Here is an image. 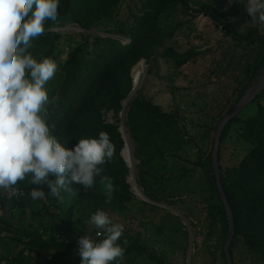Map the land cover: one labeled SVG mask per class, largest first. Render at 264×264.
Masks as SVG:
<instances>
[{"label":"trees","instance_id":"16d2710c","mask_svg":"<svg viewBox=\"0 0 264 264\" xmlns=\"http://www.w3.org/2000/svg\"><path fill=\"white\" fill-rule=\"evenodd\" d=\"M118 1L60 0L57 19L45 22V31L32 40V48L29 51L37 60L42 57H58L62 53L59 45L62 35L53 32V28L77 24L83 30L90 31L95 24L112 20L118 9ZM178 7L185 12L204 14L216 20L231 39L239 44L257 46L252 64L245 68L248 82L241 86L238 100L250 88L254 76L264 66V33L260 34L254 27H247L243 32L233 30L226 13L217 10L213 5H201L193 9L188 0H144L137 15L133 16L132 25L125 31H117V34L129 38V43L122 45L119 40H103L107 42L106 48L101 50L88 66L82 61L81 48H73L61 67L58 82L49 88L50 97L59 96L55 106H48L49 123L54 126L53 134L61 142L69 141V148L79 139L96 137L102 131L109 135L114 145V154L101 167L102 175L111 178L114 190L109 200L97 178L96 183L89 189L80 185H69L70 190H61L59 200L48 195L46 210H55L56 217L64 225L63 231L48 236L40 228L21 227L20 223L12 224L9 219L0 215V243L3 244L2 237H6L21 246L19 251L5 258L6 264H25L30 261V253L33 251L50 255V261L54 263L72 259L74 264H81L80 257L75 253L76 241L82 235H88L90 215L99 209L106 214L127 216V204L134 196L127 183L129 169L120 155L124 141L118 131L119 114L123 108L122 102L132 90L130 74L133 67L141 60L147 65L156 51L164 45L165 40L171 37V34L161 29L159 18ZM163 54L176 68L185 65L195 56L193 50L181 53L172 48H164ZM103 110L113 113V123L104 121ZM235 123L241 126L240 137L248 144L249 150L237 167L222 171V143ZM218 125L214 126V132ZM124 127L134 149L133 155L138 161L137 181L144 195L156 203H169L168 197L162 196L163 186L155 188L156 182L164 184V177L157 178L154 170L166 158H177L178 152L191 143L184 124L177 115L164 112L137 93L125 107ZM211 155L212 150L204 159L199 158L191 165L205 169L208 189L212 193L211 207L219 213L222 240L225 244L228 220L217 190ZM218 162L221 186L232 212L234 227L229 250L231 260L233 248L238 241L247 250L264 259V105H259L253 116L244 120H239L237 116L226 124L220 136ZM54 179V175H49V180ZM16 193H12L14 200L22 196L19 191ZM11 202L12 206L20 205L16 201ZM98 238L96 236V239ZM122 246L125 247L122 259L136 256L143 257L153 264H165L163 258L148 250L145 244L134 241ZM222 257L227 264L224 250Z\"/></svg>","mask_w":264,"mask_h":264},{"label":"rangeland","instance_id":"374dc122","mask_svg":"<svg viewBox=\"0 0 264 264\" xmlns=\"http://www.w3.org/2000/svg\"><path fill=\"white\" fill-rule=\"evenodd\" d=\"M142 1L144 0H119L112 20L95 24L90 31L83 30L77 24L53 28V32L62 35L59 44L62 53L53 59L58 66L57 72L47 83V87L51 88L58 82L61 67L73 48H81L82 61L88 66L106 48L107 42L103 40H119L124 43L122 45L129 43V38L117 34V31H125L132 25L133 16L137 15ZM188 1L193 9L201 5H213L217 10L225 12L233 30L237 32L254 27L260 34L264 33V24L259 21L252 22V17L246 12L244 5L247 0ZM159 23L161 29L171 34V37L165 40L147 65L144 61L145 72L135 94L140 93L164 112L177 115L184 124L191 143L178 152L177 158H166L154 170L157 178L164 177V184L156 182L155 188L163 186L162 196L168 197L169 203L154 202L155 205L138 199L131 183L130 191L134 197L127 204V216L114 213L107 215L113 223L124 226L119 242L127 240L145 244L148 250L161 256L165 264H225L222 257L225 244L222 240L220 216L211 207L212 193L208 189L205 169L193 167L191 163L199 158L204 159L209 154L213 148L214 126L242 98L243 95L238 100L241 86L248 82L245 68L252 64L257 46L233 41L216 20L204 14L185 12L181 7L162 15ZM164 48H172L181 53L193 50L195 56L185 65L176 68L164 57ZM261 71L254 76L250 87L254 85ZM259 105H264V86L241 111L238 119L244 120L253 116ZM102 117L107 123L114 122L111 111L103 110ZM240 127L237 123L233 124L222 143V171L237 167L249 150L248 144L240 137ZM136 166L137 164L134 175L137 180ZM129 176L130 172L127 182ZM17 185L18 191H22L21 197L14 200L9 192L5 198L0 199L2 217L9 219L12 224L20 223L21 227L40 228L47 236L64 230V225L56 217V211L51 208L46 210L49 191L46 185L30 186L40 188L45 193L36 200L28 195L27 180L18 181ZM11 200L20 205L12 206ZM87 230L88 236L96 239L98 230L95 226L91 224ZM2 242L0 264H6L5 258L19 251L21 246L6 237H2ZM232 256L233 264H264V259L247 250L240 241L235 243ZM48 263L74 264V261L67 259L54 263L50 261V255L33 251L30 253V261L25 264ZM120 264L153 263L143 257L127 256Z\"/></svg>","mask_w":264,"mask_h":264},{"label":"clouds","instance_id":"9594fccd","mask_svg":"<svg viewBox=\"0 0 264 264\" xmlns=\"http://www.w3.org/2000/svg\"><path fill=\"white\" fill-rule=\"evenodd\" d=\"M60 0H0V199L15 194L17 182L27 180L32 200L44 195L61 199V190L69 185L91 188L97 178L111 199V178L101 167L114 154V145L106 132L81 138L69 148L68 142L53 134L49 123V105L59 96H49L47 83L57 72L51 57L34 58L29 51L32 40L45 31L47 20L55 21ZM246 12L253 21L264 24V0H247ZM54 175V180H49ZM67 176V178H66ZM98 230L94 239L82 235L76 255L81 264H120L127 240L121 242L122 224L113 223L102 210L89 217Z\"/></svg>","mask_w":264,"mask_h":264},{"label":"water","instance_id":"95a60500","mask_svg":"<svg viewBox=\"0 0 264 264\" xmlns=\"http://www.w3.org/2000/svg\"><path fill=\"white\" fill-rule=\"evenodd\" d=\"M140 62L144 63V60H142ZM131 74H132V72H131ZM132 86H133V81H132ZM263 86H264V66L262 68V71H261L259 77L257 78L256 82L254 83V85H252V87H250V89L247 90L243 94L242 98L238 101V103L231 110V112L219 123V125H218V127H217V129L215 131V135H214L212 155H211L212 166H213V170H214V174H215L217 190H218V193H219L220 198L222 200V203L224 205V208H225V211H226V215H227V220H228V235H227V239H226V242H225V245H224V254H225V257H226V260H227V264H232V260H231V257H230L229 250H230V245H231V243L233 241L234 227H233V221H232V212H231L230 207H229V205L227 203L223 188L221 186V181H220V170H219V162H218V150H219L220 136H221L222 130L224 129L226 124L230 120L236 118L241 113V111L249 103H251V101L260 93V91L262 90ZM132 91H133V87H132L131 92ZM129 96L127 97V99L129 98ZM126 100H124L122 102L123 108H122V111L119 114L120 123H119L118 131L120 132L122 139H123L122 128L125 129V127H124V111H125L126 105L124 103H125ZM125 133H126V131H125ZM132 151L134 152L133 148H132ZM121 157H122V155H121ZM123 161L125 162L124 159H123ZM133 161H134V167H135V165L138 164V161L135 159L134 155H133ZM126 167L129 169L127 164H126ZM129 172H130V169H129ZM127 183L131 186L129 180H128ZM140 190H141V193H142V195L144 197L143 201L156 205V203H154L153 201H151L149 198H147L144 195L143 190H142L141 187H140Z\"/></svg>","mask_w":264,"mask_h":264},{"label":"bare ground","instance_id":"6f19581e","mask_svg":"<svg viewBox=\"0 0 264 264\" xmlns=\"http://www.w3.org/2000/svg\"><path fill=\"white\" fill-rule=\"evenodd\" d=\"M145 64L140 62L138 63L132 70V81H133V91L131 92L129 98L125 101V105L131 100L133 95L136 93L137 89L139 88V85L142 81L144 72H145ZM122 134H123V141H124V147L121 151V155L123 159L125 160V163L128 165L130 169V176H129V182L132 183L133 188L135 191V195L138 199L144 200V197L141 193L140 187L137 183L136 177L134 175V161H133V151H132V145L129 141L128 135L125 133V129L122 128ZM132 187V186H131Z\"/></svg>","mask_w":264,"mask_h":264},{"label":"built area","instance_id":"2783aa9c","mask_svg":"<svg viewBox=\"0 0 264 264\" xmlns=\"http://www.w3.org/2000/svg\"><path fill=\"white\" fill-rule=\"evenodd\" d=\"M222 28H223V26H221ZM121 43H123L122 41H121ZM124 44V43H123ZM17 194V193H16ZM20 194L22 195V192L20 191Z\"/></svg>","mask_w":264,"mask_h":264}]
</instances>
